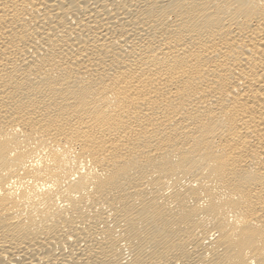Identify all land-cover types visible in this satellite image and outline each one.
Segmentation results:
<instances>
[{
    "label": "bare ground",
    "instance_id": "1",
    "mask_svg": "<svg viewBox=\"0 0 264 264\" xmlns=\"http://www.w3.org/2000/svg\"><path fill=\"white\" fill-rule=\"evenodd\" d=\"M0 264H264V0H0Z\"/></svg>",
    "mask_w": 264,
    "mask_h": 264
}]
</instances>
